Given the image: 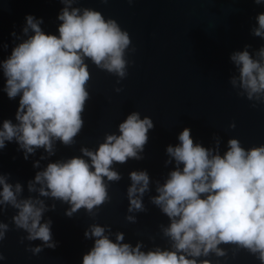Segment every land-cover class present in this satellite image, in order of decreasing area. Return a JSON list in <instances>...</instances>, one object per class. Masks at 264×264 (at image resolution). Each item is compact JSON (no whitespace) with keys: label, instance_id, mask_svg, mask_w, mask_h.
Listing matches in <instances>:
<instances>
[{"label":"water","instance_id":"obj_1","mask_svg":"<svg viewBox=\"0 0 264 264\" xmlns=\"http://www.w3.org/2000/svg\"><path fill=\"white\" fill-rule=\"evenodd\" d=\"M62 0H0V63L8 59L14 47L33 35L26 26L25 17L42 20L41 30L48 35H59L62 21L58 19L66 7ZM84 9L100 12L105 20L114 19L122 31L129 34L131 43L125 50L126 76L96 67L85 58L90 80L86 84L89 99L82 113L84 125L71 145L53 139V151L37 148L27 154L13 140L0 149V176L13 186L21 185L17 200H41L47 211L41 223L51 221L52 243L49 248L41 240L27 239L29 233L18 228L13 217L18 210L10 204L0 205V223L7 225L5 238L0 241V264H82L83 256L94 246L95 238L84 233L96 225L105 229V235L116 241L123 234L121 244L141 251H173L170 237L164 229L170 220L151 200L157 196L156 188L163 186L169 173L176 168L167 155L169 145L178 146L179 134L185 127L191 129L194 144L223 156L228 141L238 139L246 150L264 146V95L248 99L240 87L239 68L231 61L232 54L247 50L253 59L264 48V37H257V16L264 14V3L254 0H72L69 11ZM15 32V36L12 33ZM236 78L233 87L231 80ZM6 80L0 67V130L3 122L13 124L19 97L9 100L3 91ZM119 89V91H117ZM133 112L141 119L149 117L154 125L149 130L148 142L141 159L113 163L111 170L121 177L108 181V200L89 212L81 208L66 215L71 205L49 196H41L35 184L38 172L49 163L67 162L83 158L81 149L97 151L108 135H120L119 125ZM235 124L232 128L230 125ZM171 163H166L170 161ZM38 164V167L34 165ZM182 168L183 165H180ZM146 171L148 190L141 197L145 211L129 212L128 188L130 173ZM33 182L35 191H29ZM3 186L0 185V192ZM2 199V197H0ZM54 206V209H53ZM133 216L135 222L127 217ZM41 248L39 253L33 249ZM226 254L222 257L210 252L200 256L197 264L207 259L210 264H261L258 253L234 244L218 246ZM192 259V257H188Z\"/></svg>","mask_w":264,"mask_h":264},{"label":"clouds","instance_id":"obj_2","mask_svg":"<svg viewBox=\"0 0 264 264\" xmlns=\"http://www.w3.org/2000/svg\"><path fill=\"white\" fill-rule=\"evenodd\" d=\"M62 2L67 6L58 17L62 21L58 36L45 34L40 28L43 21L27 15L23 33L27 36L31 30L33 35L14 47L10 57L0 63L6 80L3 91L9 100L19 97L15 116L18 123L3 122L0 149L6 141L15 140L25 151V159L41 147L52 154L53 139L71 145L82 130V113L89 99L85 86L90 80L85 58L109 73L126 76L124 53L131 43L129 34L114 19L105 20L98 11L84 9L80 14V9L69 11L72 0ZM254 3L260 5L264 0ZM257 23L253 34L264 37V14L257 16ZM257 55L259 59H253L245 50L230 58L239 68L240 87L249 100L264 95V48ZM231 83L235 87L236 78ZM153 128L149 117L141 119L133 112L119 125V136L108 135L95 152L81 149L91 164L74 157L67 162L49 163L45 171L38 172L35 184H46L48 189L41 187L40 195L69 203L68 216L81 208L91 212L103 205L108 200L104 178H121L111 166L114 162L123 164L129 158L141 159L138 152L143 151ZM178 139V146L169 145L166 149L176 168L163 186H157L158 195L151 200L170 220L164 235L170 237L174 250L157 248L145 253L140 244L135 248L121 244L123 234H117L114 243L105 235L104 228L93 225L84 235L95 238L94 246L83 256L82 264H197L195 258L210 252L224 256L226 253L218 247L221 244H234L252 254L258 253L264 264V146L246 150L238 139H230L228 150L221 156L194 144L188 127ZM130 179L128 211H145L141 197L148 190L149 176L146 171H134ZM0 185V205L10 204L18 210L13 217L16 226L29 233L27 239L41 240L54 249L51 221L41 223L48 210L44 202L31 198L18 201L21 185L16 184L13 191L5 177L0 176ZM35 190L33 182H29V191ZM127 219L135 222L133 216ZM7 230V225L0 223V241ZM41 250L33 249L35 253ZM201 264L210 261L205 259Z\"/></svg>","mask_w":264,"mask_h":264}]
</instances>
